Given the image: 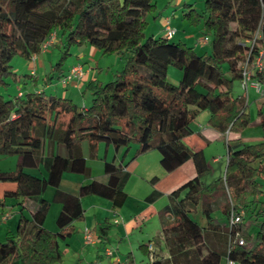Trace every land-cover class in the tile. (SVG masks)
<instances>
[{"label": "trees", "instance_id": "trees-1", "mask_svg": "<svg viewBox=\"0 0 264 264\" xmlns=\"http://www.w3.org/2000/svg\"><path fill=\"white\" fill-rule=\"evenodd\" d=\"M184 4L183 18L188 24L201 25L210 44L208 52L198 53L181 40L172 41L173 36L146 37V14L155 11V0H0V86L8 85L9 78L21 79L12 69V58L18 55L31 61L42 53L41 45L52 32L61 55L44 76L45 84L66 74L62 65L74 45H91L123 61L110 81L87 82L88 106L79 107L70 98L46 94L43 89L7 98L0 93V156H17L13 170L0 172L1 179L16 182V189L4 195L22 202L40 201L52 186L53 200L62 204L55 232L20 213L16 231L0 242V264H59L64 253L60 240L70 237L75 232L73 222L83 218L82 196L103 197L113 207L124 204L129 172L113 160L104 161L106 181L89 179L80 184L77 194L59 189L64 172L91 177L81 150L85 139L92 149L99 141L116 150L135 142L133 158L156 149L166 171L193 163L195 175L175 188L159 211L163 223L172 217V224L162 229L168 257L140 264H224L226 259L234 264H264V93L257 103L261 139L245 143L241 133L249 123L247 96L232 92L234 83L243 78L244 65L250 66L253 53L264 47V0H204L201 10ZM257 30L258 46H251ZM170 65L181 70L177 85L167 80ZM26 76L37 84V75ZM250 78L264 87V69L253 71ZM205 110L207 124L226 146L223 176L209 184L201 179L208 171L203 151L184 141L193 134L197 115ZM46 142L65 144L67 155L44 154ZM40 163L46 168L45 177L24 171ZM219 193L224 198L220 210L225 224L213 222L211 215ZM158 196L152 190L147 199ZM199 202L204 226L189 213ZM231 211L243 214L242 221L230 227ZM246 217L257 227L254 236L244 224ZM97 227L101 241L109 226L97 223ZM236 233L254 244L239 245ZM140 248L146 251L144 245ZM128 258L127 264H132Z\"/></svg>", "mask_w": 264, "mask_h": 264}, {"label": "rangeland", "instance_id": "rangeland-1", "mask_svg": "<svg viewBox=\"0 0 264 264\" xmlns=\"http://www.w3.org/2000/svg\"><path fill=\"white\" fill-rule=\"evenodd\" d=\"M122 2L123 0H119ZM156 2V8L155 11L152 13L146 14V20H147V26L144 29L145 36H153L155 38H158L160 36L164 35L163 30V24L162 19L164 17H169L171 19V25L175 29V33L173 34L172 41H183L187 45L194 47L195 51L198 53L208 52L210 50V44L208 42H201L198 41V39L204 38L205 35L202 33L201 25H191L188 24L187 21L183 18V9L184 3H192L193 6L197 10H201L204 6V0H155ZM208 38V37H206ZM56 41V40H55ZM201 44V45H200ZM59 43H56L49 46L44 52H42L40 55H38V61L42 64H38V62L35 64L32 74L35 76L37 75L39 77V80L37 84L34 86L32 84L31 79L26 76V74H30V65L33 64L34 60H27L25 58H22L21 56L15 55L12 58L11 65L14 72H16L20 76L19 81H15L11 78H9L7 81L9 82L8 85H1L0 86V93L5 97H13L17 95V90H22L23 93L27 91H35V89H43V91L46 94H53L57 95L59 97H66L70 98L75 104H77L79 107L82 105L88 106L91 102V94L90 91L86 88L87 82L90 80L92 75H97L98 79L104 83L110 81L113 78V74L120 70L123 61L122 59L115 54H103L101 51H99L96 47L91 45H74L70 48V55L65 59L62 68L63 71H67L68 67L72 64H81L84 66L85 70H91L90 77H86V81L82 84L80 83V87H73L71 85H65L60 80H58L56 77L52 78L50 83H46L43 81L44 76L50 71V66L56 63L60 57V49L58 46ZM256 46H258V43L256 42ZM262 48V47H259ZM258 48V49H259ZM33 61V62H32ZM32 62V63H31ZM85 74V73H84ZM181 77V70L177 68L176 66L170 65L168 67L167 71V80L168 82L177 85L179 83ZM84 80V78H83ZM257 82L256 80L250 79L247 80V91L243 90V85L241 82L236 81L233 85V95L241 94L243 92L246 93L247 96V111L249 113V123L248 125L243 129L241 136L245 143H254L261 139V128L259 126V117L257 112V102H255L261 95L262 91H264V87L260 84L259 90L256 91V89L252 86L253 82ZM254 88L255 92L251 89ZM209 118V112L207 110L201 111L195 120L192 123V128L194 130L193 132V138L187 139L186 144L189 147H195L196 142L201 137V128L200 125H207ZM210 132L215 133V131L212 130V128L207 125ZM211 139V138H210ZM100 145V146H99ZM110 145V153L108 154L107 158L112 159L113 155L115 153L114 147ZM47 146V142H46ZM97 146V147H96ZM95 146V148H91L89 140L85 139L81 142V148L82 153L86 159V164L90 168V174L95 177L97 174L102 173L103 170V158L105 156V146L106 143L104 141H99L98 144ZM137 143L132 142L129 147H122L120 148V157L124 158V163H127L133 155H135V151L137 148ZM60 147L62 152H60V155H67V149L65 144L58 143L55 146V149ZM99 147V153H97V148ZM204 156L208 165V171H206L204 174L201 175V179L204 184L212 183L213 180L220 178L223 176L225 165H226V146L223 141V139H217L210 141L207 145L204 146ZM62 153V154H61ZM126 154V155H125ZM17 158L16 155H11ZM139 156V157H138ZM136 157H138L137 160H139V165L134 168L132 172L129 173V177L127 181L125 182L124 189L128 193L127 199L125 203L122 205V214L126 213L127 216L130 215L129 218L133 220L135 218V215H137V211L142 206L141 201L139 200V196L142 194L146 196L147 194L151 193L153 189H159L160 191H165L163 188H161V180L166 179V175L168 172L163 169V167L160 165L159 158L160 154L156 149H150L146 152L138 154ZM135 157V158H136ZM216 158V161H213V159ZM3 161H0L4 165H6L8 162L5 160H8L5 158L0 159ZM28 171H31L33 173L38 174H45L46 171L44 170L43 165H40L39 167H33V168H27ZM149 173V174H147ZM140 176H143L145 178L144 181L141 180ZM194 176V173L190 175H179L178 181L180 185L181 183L187 181L188 179L192 178ZM146 184V185H145ZM161 189H160V188ZM50 190V187L48 186L46 190ZM44 192L48 193V190ZM43 192V193H44ZM183 194V191L180 195ZM179 195V196H180ZM93 198H96L98 200H103L97 196H91ZM95 200V199H94ZM90 199L89 197H86L83 200V207L85 209V212L89 216L98 215L100 213L101 209H103L102 205H99L96 201ZM216 204H213L211 215L213 216V222H218L225 224L226 218L222 215L220 206L224 203V198L220 193L215 196ZM214 200V201H215ZM169 202V196L165 193L161 194L159 198L156 200V204L159 207H162L165 205V203ZM190 215L198 221V223L201 226L206 225L205 217L203 215V208L201 205V202L197 204L194 208H189ZM126 216V217H127ZM117 219L121 221L122 218H120L118 215L116 216ZM122 217V216H121ZM166 219L172 220L171 215L168 216ZM94 220V219H93ZM158 220V219H157ZM134 221V220H133ZM153 218L151 219H145V221L141 222L142 231L137 228V226L134 228V231L125 234H121L120 231L116 230V225H112L110 229V233L108 234V242L107 245L117 252L121 257H124L127 255L129 251H132L135 254V257L137 260L140 259L141 252L138 248V246L142 243H147L150 239L154 237V234H151L149 231L153 229L152 225ZM245 226L248 228L250 234L252 236L256 233V225L254 221L248 217L243 219ZM135 222V221H134ZM79 223V222H78ZM168 224L170 222H167ZM81 224V223H80ZM80 224H77L78 226ZM138 225V223H137ZM56 229V228H52ZM49 230V229H48ZM50 231H54L51 230ZM161 237L163 235L161 234ZM163 239V238H162ZM156 239L155 244L159 246V242L161 245V253L158 251V254L155 256L154 259H160L164 260L167 257H163L164 253L166 252L167 245L163 241ZM211 241L214 242V244L220 245L217 243L213 236L210 237ZM69 242L68 245L66 243ZM60 247L61 249L65 250L62 256V260L59 264H98L96 262L95 255V249L93 246L91 247H85L82 245L81 237L79 234H74L72 237H69L65 241L60 240ZM132 243V246L129 245ZM153 243V242H151ZM245 246L247 248H250L254 241L251 243L244 242ZM153 245V244H151ZM131 246V250H130ZM220 247V246H219ZM89 248V250H87ZM166 248V249H165ZM152 250V246L151 249ZM168 252V251H167ZM93 256V257H92ZM224 261V262H223ZM222 262L226 264V260H223ZM236 264V263H235Z\"/></svg>", "mask_w": 264, "mask_h": 264}, {"label": "crops", "instance_id": "crops-1", "mask_svg": "<svg viewBox=\"0 0 264 264\" xmlns=\"http://www.w3.org/2000/svg\"><path fill=\"white\" fill-rule=\"evenodd\" d=\"M167 17H164L162 19V24L164 19ZM202 39V38H201ZM201 39H198V41H200ZM201 45V44H200ZM33 62V61H32ZM31 62V63H32ZM38 62H40V60L38 61V56L35 59V61L33 62V64L30 65V74H32L34 69L35 64ZM40 64H42L40 62ZM74 65H79L77 64H72L71 66L68 67V69ZM81 65V64H80ZM82 66V65H81ZM83 67V70L85 71L82 79L78 82L75 83H71L73 87H80V83L82 84L83 82L86 81V79L88 77H90L91 74V70H88ZM67 69V70H68ZM87 77V78H86ZM84 78V80H83ZM99 80L97 75H92L90 80ZM100 81V80H99ZM69 84V85H71ZM251 88V87H250ZM254 92V88H251ZM40 90V89H35ZM19 92H23L22 90H17V94ZM256 93V92H255ZM238 95V94H237ZM258 103V99L255 101ZM259 122V120H258ZM208 125V124H207ZM207 125H200L201 128V137L200 139L197 140L196 142V146L195 147H191L194 150H204V146L207 145L210 141H212V139L217 140V139H221L222 137L215 131V133L210 132L209 128L207 127ZM193 135H190L186 138H184V141L186 142L187 139H192ZM211 138V139H210ZM98 144V142L95 144V146ZM56 144H50L47 142V146L45 143L44 146V151L43 153H49L51 151L55 152V153H60L62 152V150L60 149V147L55 149ZM100 146V145H99ZM97 147V146H96ZM95 148V147H94ZM82 150V148H81ZM114 155L112 159L107 158L108 154L110 153V145L106 143L105 146V156L102 159L103 160V164L105 160L111 161L113 160L115 163H120L121 165L125 166V169L130 173L134 170L135 167H137L139 165V160L138 157H132L127 163H124V158L120 157V149L116 150L114 148ZM99 153V147L97 148V153L96 155ZM62 154V153H61ZM204 154V151H203ZM60 155V154H59ZM126 155V154H125ZM64 156V155H61ZM84 156V155H83ZM98 156V155H97ZM8 163L6 165H4L5 167H3L2 164H0V172H7V171H11L15 168L16 166V162H17V158H15L14 156H5ZM3 156H0V159L5 158ZM85 158V157H84ZM3 161V160H0ZM213 161H216V158L213 159ZM159 162H160V158H159ZM2 163V162H0ZM85 163H86V159H85ZM40 165H43V163H40L37 167H39ZM87 165V164H86ZM44 167V165H43ZM27 168H33V167H25L24 171L38 176V177H45L47 175V171L46 168L44 167V170L46 171L45 174H38V173H33L31 171H28ZM168 174L166 175V179L161 180V188H163V190L165 191H160L159 189H153V190H157L159 193V196H161V194L165 193L169 196V194L175 189L177 188L180 181H178V177L179 175H190L192 173H194L195 175V171H194V166L193 163L191 161H187L184 164H182L181 166L177 167L176 169L172 170V171H167ZM149 174V173H147ZM204 174V173H203ZM98 179L101 181H106L107 177L104 174L103 170L102 173L97 174L95 177H93L91 175L90 178L86 179L82 174L80 173H74V172H64L59 184V189L63 190V191H67L70 192L72 194H77L78 188L80 186V184L85 183L87 181H89V179ZM141 180L144 181L145 183H147L145 181V178L143 176H140ZM146 185V184H145ZM125 186V185H124ZM50 190H48L47 192L42 193L41 195V199L40 201H34L32 199H26L23 202L14 196H5L4 192L5 191H9L12 192L16 189V182L14 179L8 178V179H1L0 178V242H3L5 240V236L7 233H14L17 229L18 226V218H19V214L23 213L27 218L31 219L33 222L44 226L47 229H51L57 231L58 227L56 225V217L59 213V211L61 210V206L62 204L60 202L54 201L53 200V195L55 192V188L52 186H49ZM159 187V188H160ZM160 188V189H161ZM46 190V191H47ZM127 193V192H126ZM149 194H147L146 196L144 195H140L139 196V200L142 203V206L140 207V209L137 211V215H135V218L133 220H131L130 215L127 216L126 213L122 214V206L121 207H113L112 203L100 196L97 195H85L81 197V205L83 207V200L86 197H89L90 199L96 201L99 205L103 206V209H101L100 213H98L99 216L97 215H93V216H89L86 214L85 209L83 211V218L81 220H77L73 222L74 228H75V232L70 236L72 237L75 233L79 234L81 237V242L82 245H84L85 247H92L95 249V255L94 257H96V262H98V264H111L114 261H116L117 259L119 260H125V261H129V256L132 258L133 263L132 264H140L143 262H149L151 260H153L155 258V256L158 254V251H161V245L159 242V246H157L155 244V240H161V234H162V229L163 227L169 226L170 224H172V220L167 219L164 223L161 220V218L159 217V211L167 204L165 203V205H163L162 207H159L156 204V200L159 198L156 197L154 199H147V196ZM91 196H97L103 200H98L96 198H93ZM128 196V193H127ZM127 199V198H126ZM126 201V200H125ZM125 203V202H124ZM119 216L121 219V221L119 219H117L116 216ZM122 216V217H121ZM127 216V217H126ZM152 219V227L153 229L151 231H149L151 234H154V237L152 239H150L147 243H142L140 245H144L146 247V251L142 250L140 248V245L138 246L140 252H141V257L139 260L136 259L135 254L132 251H129L127 253L126 256L121 257L117 252L115 253V251H113V255L112 256H108L105 253V249L106 248H110L107 245L108 242V234L110 233V229L111 226L114 224L116 225V230L120 231V233L127 235V233L133 232L134 228L137 226V228H139L140 231H142V227H141V222L145 221V219ZM94 219V220H93ZM117 221H116V220ZM158 219V220H157ZM79 222V223H78ZM167 222H170L169 224ZM81 223V224H80ZM97 223L100 224H104L106 226H109V229L107 230V235L106 237H104V239H102L101 241L98 240L97 238ZM138 223V225H137ZM77 224H80L79 226ZM52 228H56V229H52ZM91 230L93 233V236L95 238L94 242L92 243H86L84 241V232L85 230ZM69 238V237H68ZM67 238V239H68ZM66 239V240H67ZM66 240H62L65 241ZM163 241V239H162ZM153 242V243H151ZM69 242L66 243V245H68ZM153 244V245H151ZM132 246V243L129 244ZM149 245L152 246V250H149ZM131 246H130V250H131ZM166 249V248H165ZM87 250H89V248H87ZM65 252V250H64ZM163 257H167L168 256V252L166 249V252L164 253V255H162ZM93 257V256H92Z\"/></svg>", "mask_w": 264, "mask_h": 264}, {"label": "built area", "instance_id": "built-area-1", "mask_svg": "<svg viewBox=\"0 0 264 264\" xmlns=\"http://www.w3.org/2000/svg\"><path fill=\"white\" fill-rule=\"evenodd\" d=\"M163 30H164V36L166 38L172 37L173 34L175 33V29L172 27L171 19L169 17L165 18L163 21ZM259 37H260V33L257 30L255 32L253 38L251 39V41H249L250 45L251 46L255 45ZM55 40H56V34L54 32H52L50 34L49 38L46 39L42 43L41 51L44 52L49 46H51L55 42ZM200 41L203 43L208 42V38L204 37ZM35 57L36 56L33 55L32 60H34ZM262 69H264V47L259 48L256 52L253 53V59H252L250 66H247L246 64L244 65L243 78L240 81L243 85V90L247 91V84L246 83H247V80L249 81L251 79L250 74L253 71H261ZM84 72L85 71L83 70V67L80 64L74 65L68 69V71L62 77V79L60 81L65 85L78 82L82 79ZM252 86L256 89V91H258L259 87H260V83L254 81L252 83ZM262 93H264V91H262ZM21 94H22L21 92L18 93V95H21ZM82 106H84V105H82ZM242 214H243V211H240L239 213H235L234 211H231L230 215H229V219H228L229 226L231 227L232 225L241 222L242 221ZM83 237H84V241L86 243H92L95 240L92 231L88 230V229L85 230ZM235 242H237L239 245H244V240L242 237H240L238 235V233L235 234ZM148 248L151 249V246L149 245ZM105 253L108 256H112L113 250L111 248H106ZM111 264H127V261H125V260L121 261V260L117 259L116 261H114ZM226 264H234V263L232 261L226 259Z\"/></svg>", "mask_w": 264, "mask_h": 264}]
</instances>
